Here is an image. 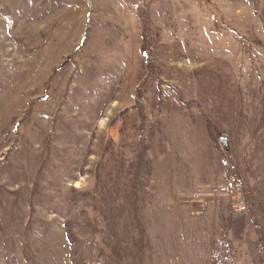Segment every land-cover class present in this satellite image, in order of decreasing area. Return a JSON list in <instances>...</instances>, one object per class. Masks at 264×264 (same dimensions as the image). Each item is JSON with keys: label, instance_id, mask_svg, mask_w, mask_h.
<instances>
[{"label": "rangeland", "instance_id": "rangeland-1", "mask_svg": "<svg viewBox=\"0 0 264 264\" xmlns=\"http://www.w3.org/2000/svg\"><path fill=\"white\" fill-rule=\"evenodd\" d=\"M223 238L264 264V0H0V264H212Z\"/></svg>", "mask_w": 264, "mask_h": 264}, {"label": "trees", "instance_id": "trees-1", "mask_svg": "<svg viewBox=\"0 0 264 264\" xmlns=\"http://www.w3.org/2000/svg\"><path fill=\"white\" fill-rule=\"evenodd\" d=\"M142 22V39L145 50L142 51V63L150 73L147 77L151 76L152 62L149 56V44H150V19L147 14H140ZM237 252L228 238H223L219 241H214L211 246V261L212 264H235Z\"/></svg>", "mask_w": 264, "mask_h": 264}, {"label": "built area", "instance_id": "built-area-1", "mask_svg": "<svg viewBox=\"0 0 264 264\" xmlns=\"http://www.w3.org/2000/svg\"><path fill=\"white\" fill-rule=\"evenodd\" d=\"M229 189H235V193L238 196L237 201L234 204V207L237 208L239 211H244L245 205L240 197L242 190L238 186V182L234 176L229 177L225 182L221 183V185L219 186V190L222 192H226Z\"/></svg>", "mask_w": 264, "mask_h": 264}, {"label": "water", "instance_id": "water-1", "mask_svg": "<svg viewBox=\"0 0 264 264\" xmlns=\"http://www.w3.org/2000/svg\"><path fill=\"white\" fill-rule=\"evenodd\" d=\"M219 141L224 145V147L227 149L228 148V138L225 136H220Z\"/></svg>", "mask_w": 264, "mask_h": 264}]
</instances>
